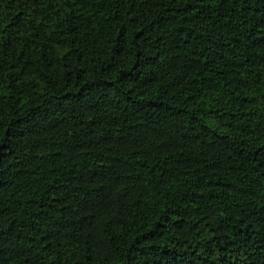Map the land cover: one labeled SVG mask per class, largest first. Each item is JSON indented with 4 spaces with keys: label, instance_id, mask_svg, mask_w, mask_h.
Returning a JSON list of instances; mask_svg holds the SVG:
<instances>
[{
    "label": "trees",
    "instance_id": "1",
    "mask_svg": "<svg viewBox=\"0 0 264 264\" xmlns=\"http://www.w3.org/2000/svg\"><path fill=\"white\" fill-rule=\"evenodd\" d=\"M0 264H264V0H0Z\"/></svg>",
    "mask_w": 264,
    "mask_h": 264
}]
</instances>
